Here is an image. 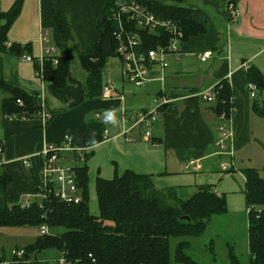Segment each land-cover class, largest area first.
Segmentation results:
<instances>
[{
    "label": "crops",
    "instance_id": "obj_1",
    "mask_svg": "<svg viewBox=\"0 0 264 264\" xmlns=\"http://www.w3.org/2000/svg\"><path fill=\"white\" fill-rule=\"evenodd\" d=\"M109 1L23 0L19 15L7 31L6 46L16 42L29 44L31 54L27 55L33 57L40 55L43 45L56 47L58 53L70 57L77 51L92 54L100 36L96 23L102 20ZM186 1L189 2L186 7L192 8V17L204 26V32L184 38L179 45L183 54L178 58L174 55L167 57L164 82L152 80L143 86H134L121 79L118 85L112 75L108 74L104 79L102 73L103 82L111 81L122 97L83 99L86 73L79 72L76 78L70 67L67 85L57 88L40 80L36 82L31 62L0 53L4 77L8 74L25 91L38 93L39 100L44 101L52 115L45 124L38 118L7 117L0 113V144L3 147L0 153V186L3 188L0 200L4 199L8 205L33 200L44 144L62 141L63 136L69 134L76 148L85 147L83 127L93 121L103 123L108 138L91 149L87 148L85 159L89 156V161L99 163L97 151L103 148L111 159L112 176L115 171L122 173L125 169H132L150 175L160 190L177 189L183 196L194 193L200 186L197 183L204 181L197 176H209L210 170L219 171V164L226 157L216 153L214 144L219 122L216 102H206L198 95L221 80L227 81L235 103L231 115L234 131L231 144L235 153H244L240 160L245 165L240 168L243 184L244 168L258 169L264 179V88H257L254 96L247 89L250 67H256L264 75V0ZM13 2L0 0V8L6 11ZM230 4L238 10V18H231ZM55 12L64 17L60 27L53 20ZM42 33L46 35L47 43L41 42ZM208 50L211 56L200 61L199 54ZM103 51L110 52L108 42ZM152 74L158 76L159 69L154 68ZM161 91L171 101L160 110L151 127V140L146 141L140 127L129 129V116L139 110L151 109L153 97ZM4 95L0 91V105ZM26 156L29 157V167L22 162ZM85 159L82 160L84 164ZM189 161L199 167L192 164L185 168ZM235 167L239 170L236 163ZM212 190L225 197L227 207V194L215 187ZM241 191L243 193L244 186ZM225 213L230 216L231 223L237 217L240 219L245 234L241 245L230 243L215 227L211 228L210 220L205 230L212 229L209 240H221L214 243L217 254L213 256L225 260L226 247L232 245L239 264H248L246 208L238 215L230 213L228 208ZM240 247L245 258L241 256ZM46 254L50 255L49 260H46ZM11 256L12 252L7 256L3 248L0 249V258L9 260ZM59 256L54 251L44 250L22 257L16 264H58Z\"/></svg>",
    "mask_w": 264,
    "mask_h": 264
},
{
    "label": "trees",
    "instance_id": "obj_2",
    "mask_svg": "<svg viewBox=\"0 0 264 264\" xmlns=\"http://www.w3.org/2000/svg\"><path fill=\"white\" fill-rule=\"evenodd\" d=\"M110 0L100 23H96L99 39L92 54L78 52L80 67L86 72L83 99L101 97L103 69L109 54L115 55V40L112 36L115 23L109 17ZM147 6L157 17L175 22L183 31V39L204 32V26L192 17V8L180 5L186 0H136ZM23 0H14L6 11L0 8V53L21 57L31 54V45L11 43L6 46L7 31L19 15ZM64 17L53 14L54 22L60 27ZM161 31L145 33L146 47L167 40L160 37ZM108 42L110 52L105 53ZM33 68L37 67L33 64ZM71 57L59 52L57 63L51 58L43 63L42 80L57 88L68 83ZM247 79L258 89L264 88V75L256 68L247 70ZM219 94L216 112L227 109L232 97L226 80L216 83ZM0 91L5 94L0 113L7 117L37 118L40 109L39 94L27 92L16 82L6 80L0 59ZM17 99L22 101L18 105ZM52 116V115H51ZM104 125L93 121L83 127V140L87 148L103 140ZM86 157V155H85ZM77 162V160H76ZM82 200L78 204H65L53 198L34 200L27 207L19 203L8 205L0 200V227L41 225L48 233L40 234L23 248V257L44 250L63 255L71 264H197L187 254L190 239L205 232L213 215L227 211L225 197L217 194L208 185H200L188 195L177 189L160 190L155 187L150 175L125 169L114 172L111 178H95V194L98 215H92L87 205L88 166L74 163ZM244 199L247 216L248 264H264V179L256 168H244ZM3 188L0 186V192ZM40 203V206H39ZM187 216L188 219L182 218ZM178 239L171 249V239ZM213 240L209 243L213 245ZM230 264H239L232 245H227ZM12 257V256H11ZM4 257L0 258L4 260Z\"/></svg>",
    "mask_w": 264,
    "mask_h": 264
},
{
    "label": "built area",
    "instance_id": "obj_3",
    "mask_svg": "<svg viewBox=\"0 0 264 264\" xmlns=\"http://www.w3.org/2000/svg\"><path fill=\"white\" fill-rule=\"evenodd\" d=\"M231 18H238V10L230 4L228 6ZM109 17L115 23L112 31L115 40V55L120 63L119 73L123 81L134 86H143L152 80L164 82L163 70L168 66L167 57L174 55L178 58L183 52L179 45L183 40V31L175 22L169 19L157 17L147 6L137 2L136 0H114L109 8ZM161 31L160 37L166 35L167 40L155 44L154 47H146L145 33H153ZM41 42L47 43L45 34H41ZM58 49L56 47L44 46L39 56L22 55L21 59L32 64H36L35 76L40 82L42 80L43 63L47 58H51L53 64L57 63ZM211 56V51H204L199 54L200 61H205ZM154 68L159 69V75L152 74ZM247 89L251 96L255 95L256 85L248 82ZM219 94V85L214 84L205 91L198 93L199 97L206 102H216ZM101 97H122L118 93L111 81L102 85ZM171 100L168 96L158 93L153 97V106L149 110H139L129 116L130 128L140 127L142 129V138L146 141L151 140V127L157 121L162 107ZM18 105H22V101L17 99ZM229 106L225 110H221L218 114L217 139L214 144L216 153L221 156L229 157L230 163L220 162L219 168L227 171L233 168L232 160L233 148L232 140L234 131L232 130L231 119L235 111V103L233 98L229 99ZM37 118L47 124L51 119V113L46 108L44 101L40 100V109L37 112ZM106 129L103 131L102 138H108ZM87 147L76 148L73 145L72 138L69 134L63 136L62 141L45 143L40 151V168L39 179L33 194L34 199L19 203L21 207H27L35 199L42 201L46 198H53L56 201L65 204H78L82 200V191L78 186L75 170L73 168L74 161L84 160ZM3 147L0 144V153ZM3 161V160H2ZM22 162L26 167L30 166L29 157L22 158ZM197 163L189 161L185 168ZM40 206V203H39ZM40 234L48 233V227L41 225L39 227ZM23 249L13 250L12 258L9 260H1L0 264H16L24 254ZM58 264H71L63 255L58 258Z\"/></svg>",
    "mask_w": 264,
    "mask_h": 264
},
{
    "label": "rangeland",
    "instance_id": "obj_4",
    "mask_svg": "<svg viewBox=\"0 0 264 264\" xmlns=\"http://www.w3.org/2000/svg\"><path fill=\"white\" fill-rule=\"evenodd\" d=\"M183 6H188L189 2H181L179 3ZM15 59V58H14ZM16 60V59H15ZM5 69V68H4ZM71 72L74 77H78L80 74H85L86 72L80 67L78 60V51L75 54H71ZM6 73V70H5ZM104 79L108 76V74L112 75L118 85L121 84V78L119 73V60L116 56H112L109 54V57L106 61V66L103 69ZM6 80L13 82L10 79L8 74H5ZM33 78L36 82L39 79L33 75ZM131 85V84H130ZM128 87H131L128 85ZM90 154V152H88ZM244 153L233 152V156L231 157L234 163L233 168H229L227 171L219 170H210L209 176H201L197 177L203 179L204 181L198 185H208L211 188L215 187L219 192H225L227 194V208L228 211L234 215H238L245 210L244 208V197L241 189H243L241 171L240 168L245 167L244 164L240 163V160L243 158ZM89 156L86 158L85 163L88 166V183H87V205L89 212L94 216L98 215V207H97V199L95 194V178L97 176H101L104 178L112 177V163L111 159L106 156V151L104 152L103 148H100L97 151L96 158H99V163L89 161ZM229 157H225L222 160V163H230ZM76 165L84 164L82 162H74ZM235 163L239 170H236ZM110 165L112 167H110ZM219 169V167H218ZM100 170V173H99ZM263 175V174H262ZM164 185V184H161ZM191 185H194L192 182ZM165 187H168L166 184ZM169 190V189H168ZM14 203V202H13ZM16 203V202H15ZM241 211V212H240ZM226 212V211H225ZM221 213L219 215H213L211 218V228L215 227L217 232L223 237V239H228L230 243H236L237 245H241L242 237L245 234V227H243L240 219L235 218L234 223H231L232 220L227 213ZM209 232L212 233V229L202 233L199 237L191 238V245L187 249V254L194 259L197 264H230L227 258L222 260L220 256H213L214 253L217 254V245L214 243H220L221 240L215 239L213 240V245H211ZM39 235V229L36 226L24 225L19 227H0V249L3 248L4 253L8 256L9 252H13V250L17 249H25V247L31 244L35 238ZM178 239H171V249L174 248V244ZM240 251L242 252L243 258H245V252H243L242 247H240ZM46 260L50 259V255L46 254Z\"/></svg>",
    "mask_w": 264,
    "mask_h": 264
},
{
    "label": "water",
    "instance_id": "obj_5",
    "mask_svg": "<svg viewBox=\"0 0 264 264\" xmlns=\"http://www.w3.org/2000/svg\"><path fill=\"white\" fill-rule=\"evenodd\" d=\"M182 218H184V219H188V217H187V216H182Z\"/></svg>",
    "mask_w": 264,
    "mask_h": 264
}]
</instances>
